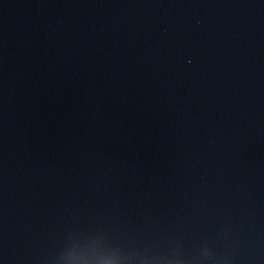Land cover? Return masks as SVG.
I'll list each match as a JSON object with an SVG mask.
<instances>
[{
    "label": "water",
    "instance_id": "95a60500",
    "mask_svg": "<svg viewBox=\"0 0 264 264\" xmlns=\"http://www.w3.org/2000/svg\"><path fill=\"white\" fill-rule=\"evenodd\" d=\"M0 264H264V0L0 104Z\"/></svg>",
    "mask_w": 264,
    "mask_h": 264
}]
</instances>
